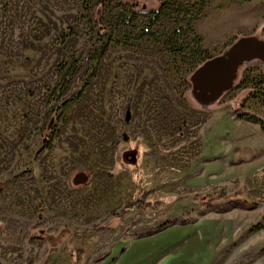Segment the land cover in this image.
I'll list each match as a JSON object with an SVG mask.
<instances>
[{"label":"rangeland","instance_id":"obj_1","mask_svg":"<svg viewBox=\"0 0 264 264\" xmlns=\"http://www.w3.org/2000/svg\"><path fill=\"white\" fill-rule=\"evenodd\" d=\"M98 1L0 0V264H264V0Z\"/></svg>","mask_w":264,"mask_h":264},{"label":"water","instance_id":"obj_2","mask_svg":"<svg viewBox=\"0 0 264 264\" xmlns=\"http://www.w3.org/2000/svg\"><path fill=\"white\" fill-rule=\"evenodd\" d=\"M229 51L238 60L260 59L264 63V41L255 36L240 37ZM224 53L207 59L192 75L193 87L204 104L217 99L233 85L236 68Z\"/></svg>","mask_w":264,"mask_h":264},{"label":"trees","instance_id":"obj_3","mask_svg":"<svg viewBox=\"0 0 264 264\" xmlns=\"http://www.w3.org/2000/svg\"><path fill=\"white\" fill-rule=\"evenodd\" d=\"M96 5H97V7L101 8L102 5H103L102 0H99L98 2H96ZM98 26L100 28H99V30L97 32L96 40L97 41H101V40H104V38H105V36L103 34V29L104 28H103V26L100 23H99ZM71 34H72L71 31H69L66 34H63V36L61 37V40L62 41L65 40ZM103 48H104V45H102V49L99 51V53H102ZM94 59H95L94 58V54L91 51V48H89L86 51V54H85V57H84V60H83V69L77 76V80H76L77 83H82V82H85L87 80V78H88L87 72H88L89 68L91 67ZM263 95H264V92H263ZM78 96H79V93H77L75 95H67V96H64L63 98H61L60 100H58L56 102V106L54 107L53 114L56 115L58 110H61L63 107H65L68 103H70L73 99L77 98ZM128 115H129V103L126 104V120H125V124L128 123ZM262 129L264 131V123H262ZM36 195H37L36 207L39 210V205L41 203V196H40V192H39L38 189H36ZM205 197L211 202V201H214V200L223 199L225 197V194L223 192H221V191H218V192L208 193V194L205 195Z\"/></svg>","mask_w":264,"mask_h":264},{"label":"bare ground","instance_id":"obj_4","mask_svg":"<svg viewBox=\"0 0 264 264\" xmlns=\"http://www.w3.org/2000/svg\"><path fill=\"white\" fill-rule=\"evenodd\" d=\"M226 58L231 61L234 65V67L237 69L241 64L244 63V61L238 60L234 54H232L229 50H227L225 53Z\"/></svg>","mask_w":264,"mask_h":264},{"label":"crops","instance_id":"obj_5","mask_svg":"<svg viewBox=\"0 0 264 264\" xmlns=\"http://www.w3.org/2000/svg\"><path fill=\"white\" fill-rule=\"evenodd\" d=\"M200 236L196 233V235L194 234V240H195V245L198 247L199 246V243H198V240H199Z\"/></svg>","mask_w":264,"mask_h":264}]
</instances>
